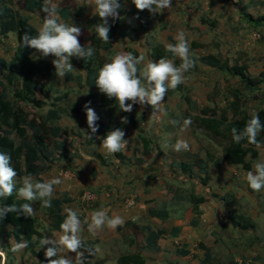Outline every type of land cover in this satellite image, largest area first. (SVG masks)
<instances>
[{"label":"crops","instance_id":"crops-1","mask_svg":"<svg viewBox=\"0 0 264 264\" xmlns=\"http://www.w3.org/2000/svg\"><path fill=\"white\" fill-rule=\"evenodd\" d=\"M77 1L81 0H76L74 4L70 2L60 7L59 10L68 8L72 12V16L67 20L60 17L63 22L69 21L72 18H82L86 15V9L91 10V6L87 5V8H84V15L82 17H76L73 6L75 5L76 7ZM122 2L125 9L129 10L131 8L128 0H122ZM242 3V0H240L238 5L242 7V18L248 27L251 30L264 31V28H256L248 23L244 17V13H250L247 7L242 6ZM260 7L257 16L250 15L258 17L264 14V3ZM156 15L164 19L166 27H161L158 22H155L150 27L146 26L145 23L144 25L134 23L133 27L135 31L124 39H116L113 50L110 54H107V57L108 55H116V53L120 52L117 50V44L120 42L121 44L124 43L122 52L134 50L138 52V55H144L145 60L139 66L140 68H143L144 64L149 60L155 62L151 57V47L158 44L165 47L166 45L158 39L157 35L171 28V24L167 22L163 13ZM183 15L185 16L186 14L184 13ZM92 16L93 14L90 15V17ZM198 19L201 24L208 25L214 30L217 29V22H215V26H212L210 22L214 21H210L203 16H198ZM203 19L207 20V22H204ZM185 23L189 27L190 22ZM86 24L87 22L85 21L80 23V25L85 27L83 29L81 28L83 35L78 38L81 45L88 44L89 37L91 36V31L87 28ZM145 26L149 29V33L145 30ZM11 34L15 35L17 47V34L15 32H10L4 38L10 37ZM134 35H138L136 45L132 42ZM254 37L261 39L262 35L255 33ZM168 41L172 44L176 43L172 35L168 37ZM194 44H197L196 47ZM140 45L141 47H139ZM189 45L190 52L196 60V64H198V66L188 71L189 73L194 70L198 71L201 67H204L216 70L232 79H237L239 83V78L231 77L220 69L206 65L203 59L210 55H221L230 64H243L241 61L236 60L234 63H231L228 60L229 58L220 51L199 55L197 53L198 48L201 47L199 43L193 41ZM169 59H174L177 65L180 64V60L177 58L172 57ZM110 60L107 58V62ZM249 63L248 61L245 62L251 76L259 77L264 74L260 73L258 76L253 75ZM260 64H263V62H260ZM73 67L74 69L71 73L74 79L68 80L65 76L63 77V81L66 84H71L72 90L80 91L86 97L83 99L82 96L79 102H76L72 98V93L70 94L68 89L64 90L63 95H68V98L61 101L64 103L68 102L67 104H61L63 110L66 111L65 114L72 116L79 112L83 116L84 123L87 124L83 106L91 102L90 107L100 113L97 121H100L104 125L106 134L115 128H119L113 118L100 107L99 95L101 92L95 85L98 72L89 76L78 65L75 64ZM188 72L185 74H188ZM183 86V93L177 89L174 90L173 98L175 101L164 99L163 107L166 110V114H162L160 120H155L151 117L152 110L150 106L145 105L141 107L139 104L133 106L131 113L136 116L142 131L139 132L129 124H126L122 130L125 132V139L128 140L127 148L129 147L131 139H135L134 141L138 143V147L141 149L139 153L144 157L143 162H140L139 165L133 164L132 153L134 149L127 154L123 151L122 155L120 154L121 157H118L116 154V157L112 158L110 164L103 163L102 165L99 162L101 160L100 153L102 147L99 150L89 151L85 155L81 153L84 157L83 163L77 169H73L74 173H72V176L74 177V182L65 186L64 191L66 197H55L65 199L62 206L63 219L64 208L71 207L81 213L82 220L84 217L89 216L91 212L100 209H107L110 217L115 214L121 216L124 220L123 225L118 226L115 230L108 229L105 226L95 236L87 231V225H83V231L81 232L82 239L84 241L95 242L91 246L93 254L87 259V262L91 264H118L117 260L121 255L137 254L144 258L145 264H201L205 259V253L199 247V244L202 243L210 249L212 257L219 264L223 262H228V264H264V190L260 192L251 190L245 179L247 171L241 167L226 164L223 161V156L220 158L222 164L219 168L214 167L206 160L205 153L199 156L201 160H204L203 171L198 167H194L191 175V173H185L181 169L182 163H193L181 159L176 154L178 152L173 150L172 145L177 139L189 138L193 140V129L189 127L187 131L181 133L179 128L171 125L169 121L176 119L182 122L184 119L183 114H190L192 108H195L197 111L199 110V103L195 101L196 99L194 97L189 96L194 89L192 90V87L186 81L183 83ZM194 86H197V84H194ZM55 93L58 94L59 92L56 91ZM184 95L190 97V103L184 99ZM230 100L228 98V102ZM254 100L262 104V108L260 109L264 108L262 100ZM94 101L97 103L96 106L92 105ZM180 111H182V115ZM173 114H175V117ZM108 128H110L109 131ZM169 134H171L170 139ZM139 135L147 139L150 143V149L147 150L145 148ZM151 136H154V138ZM102 138L104 137L97 132L93 137V143H89L90 139L87 136L85 139L88 141L87 145L89 148H94L97 143H102ZM154 141L158 143L164 141L169 147L164 146V144L161 145V148L153 147ZM258 159L264 160V147L259 149L258 158L252 161L253 168ZM62 173L60 172L58 175L62 176ZM87 176H89V179H87ZM62 178L69 179L70 177L63 174ZM86 195H91V199L86 200ZM193 197L204 199L202 203L197 205V213L194 210ZM151 210L167 211L168 217H153L150 215ZM237 215L250 219L255 224V229L241 230L238 227H233L230 217ZM127 223L137 226L138 230L133 231L130 228L127 234L126 230L129 228L126 225ZM145 227H149L153 231L165 230L168 232L158 240V248L156 250L147 247V233L143 229ZM175 228L179 231L174 236L170 232ZM58 232L53 231L52 235ZM256 236H259L262 240L258 242ZM13 241V239L8 241L9 248H11ZM3 244L5 245L6 241ZM45 248H36L35 251L44 255ZM182 251H188L189 254L183 255L180 253ZM26 252L30 253L28 251ZM69 255L74 254L69 253ZM31 256L38 263L47 264V261L42 262L37 257ZM85 257L88 258L87 253H85ZM0 264H6V260L1 258Z\"/></svg>","mask_w":264,"mask_h":264},{"label":"trees","instance_id":"trees-1","mask_svg":"<svg viewBox=\"0 0 264 264\" xmlns=\"http://www.w3.org/2000/svg\"><path fill=\"white\" fill-rule=\"evenodd\" d=\"M9 0H0V34L3 37H7L10 32L17 34V47L13 58L10 61L0 58V71L6 72L5 82L1 83L0 89V151L5 152L11 156V166L17 171L16 181L21 180L25 175L31 174L33 178L39 176L50 168V165L54 161L56 153H59V157L64 159L70 158V150L66 144L57 139L62 138L63 134L67 131L59 126L57 123L61 120L66 113L65 110L59 109L58 104H53L54 108H51L44 122L37 124L31 119L30 113L22 106L23 104L32 105L40 108L43 102L38 100L37 94L40 92L44 94L47 99L49 94L54 91L53 85L47 89L44 85L37 80L40 76L48 74L49 78L55 77V68L52 63L39 59L33 60V56L37 53L34 49L29 47H22L20 40L25 32L29 35H35L37 28L31 24L28 16H21L17 19L14 10L8 5ZM131 4L129 10L125 9L122 0H119L122 7L119 11L118 19L109 18V43H104L97 38L94 26L100 23V18L96 15L88 18L87 26L91 31L89 37V43L93 45L95 52L91 58H76L71 57L70 62L72 65H78L79 68L92 75L99 71L104 63H107V54H110L113 50V45L116 39H124L134 30L133 24L140 23L146 24V26H152L155 22L161 27H166V23L162 17H158L156 14H151L147 10L139 11L135 8V5L128 0ZM43 0H24V9L30 14L40 12ZM59 15L62 19H69L72 16L70 9L65 8L59 10ZM74 15L76 17H82L84 15V8H79ZM138 17V18H137ZM245 19L248 23L256 28H264V14L258 17H253L248 13H244ZM207 22V20H204ZM209 22V21H208ZM212 26H215V22H210ZM145 26V30L149 33V29ZM88 43V44H89ZM87 45V44H86ZM197 44H194L196 47ZM85 46V45H82ZM134 55L139 56L137 51L129 50ZM151 57L155 62H158L160 58H172L171 53L166 52L165 47L162 45H155L151 47ZM206 65L215 67L222 70L231 77L239 78V85L232 88L230 92L231 100L228 102V106L225 110H219L218 108H201L194 116L184 114L185 118H191V128L194 133L204 132L205 135L223 152V161L226 164L238 166L245 171L253 170L252 161L259 156V149L254 145L248 144L246 141H242L237 144L233 141L231 135V129L233 127L242 129L251 115L245 101L244 91L253 95V99L262 100L264 103V74L259 77H253L249 74L248 66L243 63L230 64L228 61L220 56H208L203 59ZM68 80H73L72 73L66 75ZM179 92H184L183 84L176 88ZM256 92H261L255 94ZM97 97V95H96ZM68 98L65 94L55 101L60 102ZM184 99L190 103V97L184 95ZM100 107L102 110L113 118L118 127L122 129L126 124L131 125L139 132L141 128L136 116L131 112H124L119 109L118 103L115 98H108L105 94L99 95ZM130 103V102H129ZM134 106V105H133ZM259 118L264 122V108L257 112ZM127 117L128 123H121V118ZM52 122L54 125L47 128V124ZM98 125V133L103 137L106 136L104 131V125L100 122H96ZM35 129H39V132H34ZM87 131L90 132L89 129ZM87 133V132H86ZM145 148L150 149V143L146 138L139 135ZM258 139L264 142V132L260 134ZM89 143H93V139L89 140ZM121 157L120 154H117ZM100 159H102L100 157ZM206 160L209 161L214 167L219 168L222 164L221 159L214 152H206ZM194 167H198L201 171L204 170V160L196 159L193 164L182 163L181 169L185 173H191ZM17 185V184H16ZM21 185V184H20ZM20 185H17L19 188ZM204 201L203 198L193 197L194 210L197 213V205ZM65 202L64 198H52V207L46 208V214L51 221V225L47 231L49 236L53 231H60L59 225L63 221L62 206ZM25 201L20 200L17 193L14 192L12 196L6 198H0V207H8L13 204L20 207ZM150 215L153 217L166 218L168 217L167 211L151 210ZM231 224L233 227H238L241 230L255 229V224L245 216H231ZM196 224V222H194ZM127 227L138 230V227L127 223ZM38 221L34 216H25L22 213L17 212L7 213L2 220H0V249H2L7 255L6 264H14V260L10 257V248L8 241L13 239L20 242V240L28 241V247L26 251L31 255L37 257L42 262H46L45 256L36 252V248H39V239L45 236L39 230ZM120 229V228H119ZM147 233L146 244L149 249L156 250L157 242L160 238L166 235L168 232L165 230L153 231L149 227L143 228ZM178 229H173L170 234L177 235ZM6 241V244L3 243ZM93 241H85L86 247L91 249L94 245ZM199 247L205 253V259L201 264H219V262L212 257L209 248L204 244H199ZM87 253V252H85ZM183 255L189 254L188 251L180 252ZM88 254V253H87ZM91 255L88 254L89 259ZM1 259V258H0ZM118 264H145V260L141 255L137 254H124L121 255L118 260ZM86 264H91L86 261Z\"/></svg>","mask_w":264,"mask_h":264},{"label":"clouds","instance_id":"clouds-1","mask_svg":"<svg viewBox=\"0 0 264 264\" xmlns=\"http://www.w3.org/2000/svg\"><path fill=\"white\" fill-rule=\"evenodd\" d=\"M139 11L147 10L151 14L163 13L172 7L173 0H131ZM91 6L92 14L100 18V23L94 26L97 38L104 43H109V18H119V9L122 7L119 0H86ZM60 0H43L40 11L45 15L37 33L29 35L24 33L20 40L22 47L34 49L42 57L53 56L52 64L55 75L63 78L74 69L70 62L71 57L91 58L95 49L91 43L82 46L78 37L81 28L73 23L63 22L59 15ZM138 18V17H137ZM176 43H169L165 50L171 53L173 58L180 60L177 65L174 59L160 58L158 62L149 60L143 68L139 66L144 62V55L136 56L132 52H118L109 62L104 63L99 69L95 85L99 91L108 98H115L119 109L131 112L133 105L151 107V117L160 120L162 114H166L163 101L169 89L175 90L179 85L185 83V73L196 66V60L190 52V45L186 34L179 31L175 37ZM130 102V103H129ZM86 103L83 108L86 113L87 138L93 139L98 132L96 121L99 119L95 110ZM121 123H128L127 117L121 118ZM169 123L178 127L183 133L192 124L191 118L170 120ZM264 132V122L258 113H252L242 129L233 127L231 129L232 139L239 144L246 141L257 149L264 147V142L258 137ZM100 139L99 137H96ZM171 134H169V139ZM128 140L125 132L120 128L109 131L100 146L108 154L123 152ZM176 152L189 151L190 144L185 139H177L172 145ZM17 171L11 166V156L0 151V198L12 196L14 192L20 200L25 201L19 208L15 204L8 207H0V220L9 212L22 213L25 216H33L35 209L32 205L39 202L43 208L52 207V198L55 187L61 185L63 180L54 177L48 180H34L31 174L21 178V185H16ZM248 186L254 192L264 190V162H257L253 170H249L245 176ZM131 203V202H130ZM124 220L119 215H108L107 209L95 210L89 216L81 219V213L74 208H64V219L59 225L60 231L51 237L47 235L39 239V249L45 248L44 256L47 264H86L85 252L92 255L90 248L86 247L81 237L83 225H87V231L95 236L105 226L115 230L123 225ZM28 247V241H13L10 251L18 253ZM38 249V250H39ZM72 253L74 255H69ZM6 257V253L0 249V258Z\"/></svg>","mask_w":264,"mask_h":264},{"label":"rangeland","instance_id":"rangeland-1","mask_svg":"<svg viewBox=\"0 0 264 264\" xmlns=\"http://www.w3.org/2000/svg\"><path fill=\"white\" fill-rule=\"evenodd\" d=\"M239 1L240 0H173L172 7L166 9L163 12L167 22L171 24V28L169 30L160 32L157 37L163 44L167 45L169 44L168 37L170 35L175 38L179 31H183L186 34V39L189 43L193 41L199 43V45L201 46L197 50V53L199 55H205L210 52L216 53L220 51L229 58L228 60L231 63H234V61L236 60L241 61V63H245L247 61L250 62L249 66L252 74L258 76L260 73H264V31H255L251 30V28L248 27L247 23L242 18V7L238 5ZM70 2L74 4L76 0H60L59 7H62L64 6V4ZM77 2L78 3L76 4V7L75 5H72L74 12H76L81 7L87 8L85 0ZM242 2V6L247 7V10L250 14L257 16L260 10L259 7L262 3H264V0H242ZM7 3L14 10L17 19H19L21 16H28L34 26H36L37 28L41 26L44 15L41 13L30 14L26 12L24 9V0H9ZM90 9L91 10H85L86 15L84 17L72 18L71 20L66 22L73 23L75 26H78L82 29L85 28L83 27V25H80V23L82 21L87 22L88 18L92 14V8ZM184 13L186 14L185 16L183 15ZM194 13H196V15H194ZM198 16H203L208 18L210 21L217 22V29L214 30L208 25L201 24ZM182 20H184V22H182ZM185 22H190L189 27L186 26ZM82 29L81 35L78 38L82 37L83 35ZM255 33H260L262 35V38H255ZM137 40L138 35H134L132 39L134 45H136L135 43ZM123 44H121L120 42L117 44L118 51H123ZM139 47H141V45ZM15 49V35L11 34L10 37L4 38L0 34V58L10 61L14 56ZM114 56V54L110 56L108 55L107 58L110 60L111 57L113 58ZM39 59H44L45 61L52 63L54 57L51 55L48 57H42L39 53H36L33 56V60L38 61ZM260 62H263V64H260ZM196 66H198V64H196ZM47 75L48 74L46 73L43 76L37 78V80L44 85L45 89L53 85L54 91L49 94V98L47 99L44 94L39 92L37 94V98L38 100L43 102V105L40 108L32 105H22L30 113L31 119L34 120L37 124H41L44 122L48 111L51 108H54L53 104H58L59 109H63L62 105L68 103H64L61 101L57 103V101H55V98L63 96L64 90L68 89L69 91H67L70 94L72 93V98L75 99L76 102H79L82 96L83 99L86 97V95H83L80 91L72 90V85L66 84L63 81V78L57 76L49 78L50 76ZM5 76L6 72L0 71V89L2 88L1 83L5 82ZM185 81L192 87V90L194 89V91H192L189 96L196 99L195 101L199 103V109L204 107H216L219 110H225L228 106V98L231 97L230 92L232 91V88L239 85L237 79H232L216 70L204 67H201V69H199L198 71L194 70L193 72H188V74H185ZM194 84H197V86H194ZM56 91L59 93L56 94ZM243 91L244 97H242V99H244L245 106L247 107L250 114L257 112L260 108H262V104L253 99L254 94L245 92V90ZM174 93V90L169 89L166 94V96L168 97L165 96V98L169 101H175V99L173 98ZM255 94H259L261 96V92H256ZM92 105L96 106V101H94ZM95 112L99 117V111ZM192 112L189 114L190 116H194V113L195 115L196 113H198L195 108H192ZM180 114H183L182 111H180ZM173 116L175 117V114H173ZM57 124L67 131L65 134H63L62 138L57 140H60L67 145L70 150V158H61L59 157V153L57 152L54 157L53 163L50 165V168L34 178V180L37 181L48 180L54 177H60L63 180V183L61 185L55 187L53 198L58 196L66 197V193L64 191L65 186L74 182V177L72 176V173H74L73 169H77V167L83 163L84 157L82 154L85 155V153L87 154V152L94 151L95 149L99 150V148L101 147L99 143H97L94 148H89V146L87 145L88 141L85 138L87 136L86 131L88 126L86 123H84L83 116L79 114V112L76 115L72 116L69 114L63 115V117ZM53 125L54 124L50 122L46 126L47 128H49ZM109 130L110 128H108V131ZM34 132H39V129H35ZM151 137L154 138V136ZM193 137L195 138H193V140L189 138L185 139L190 144L189 151L176 153L181 159L186 160L190 163H194L196 159H200L199 156L201 154H205L207 151L216 153L219 158L223 156L222 150L218 148L205 135L204 132L200 131L199 133H194L193 131ZM134 140H130L131 142L129 144V147H126L124 151L127 154L129 152H132V149H134V152L132 153L134 162L133 164L139 165L140 162L144 161V157L140 155L139 151L141 149L138 147V143ZM163 144L164 146L166 145V147H169V145L164 141L161 143L154 141L153 147L161 148V145ZM100 154L102 159L99 160V162L102 165L103 163L110 164L112 158L116 157V154L122 155V152L108 154L105 152V150L102 149ZM257 162H264V160L258 159L256 160V163ZM60 172H63L62 176L58 175V173ZM63 174L68 175L72 179L62 178ZM87 179H89V176H87ZM16 184L20 185L21 180L16 181ZM32 207L35 209L33 216L38 221L40 232L50 237L47 234V231L51 225V221L46 214V208L41 207L39 202H35ZM129 229L130 228H127L126 230L127 234ZM256 240L260 242L262 239H260L259 236H256ZM10 257L14 260L15 264H40L34 257L30 255V253H27L25 249L21 250L18 253L11 252ZM2 259L7 261V255ZM220 264H228V262H223Z\"/></svg>","mask_w":264,"mask_h":264},{"label":"built area","instance_id":"built-area-1","mask_svg":"<svg viewBox=\"0 0 264 264\" xmlns=\"http://www.w3.org/2000/svg\"><path fill=\"white\" fill-rule=\"evenodd\" d=\"M85 199H86V200L91 199V195H86V196H85Z\"/></svg>","mask_w":264,"mask_h":264}]
</instances>
